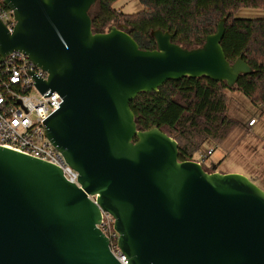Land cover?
<instances>
[{"label":"water","instance_id":"1","mask_svg":"<svg viewBox=\"0 0 264 264\" xmlns=\"http://www.w3.org/2000/svg\"><path fill=\"white\" fill-rule=\"evenodd\" d=\"M100 0H1L0 64L23 54L46 75L25 71L59 108L43 135L78 176L0 147V264H120L100 231L110 215L127 264H264V191L239 174L179 161L176 141L140 130L130 102L169 81L206 78L233 90L252 74L221 48L226 18L201 46L154 30L140 50L123 24L93 33ZM93 198L94 200L90 199Z\"/></svg>","mask_w":264,"mask_h":264},{"label":"trees","instance_id":"2","mask_svg":"<svg viewBox=\"0 0 264 264\" xmlns=\"http://www.w3.org/2000/svg\"><path fill=\"white\" fill-rule=\"evenodd\" d=\"M117 1L100 0L90 9L93 33L123 24L143 51L155 50L150 37L154 30L174 33L173 42L182 48L199 47L226 18L220 44L226 60L233 63L240 57L252 69L238 78L232 91L264 112V18H236L241 9H264V0H137L141 10L133 14L115 9ZM227 90L222 82L183 78L167 82L158 92L138 95L130 109L140 130L157 127L176 141L179 161H188L207 139L222 142L236 126L227 115Z\"/></svg>","mask_w":264,"mask_h":264},{"label":"built area","instance_id":"3","mask_svg":"<svg viewBox=\"0 0 264 264\" xmlns=\"http://www.w3.org/2000/svg\"><path fill=\"white\" fill-rule=\"evenodd\" d=\"M0 21L9 32L12 31L15 25L12 12L1 0ZM25 71L46 80L47 75L21 53L7 55L0 64V147L50 163L62 171L68 182L77 185L78 174L65 164L60 153L43 135L42 121L59 108L61 99L56 93L43 97ZM254 123L255 120H251L248 125L253 126ZM113 223L110 215L101 212L98 228L109 241L110 251L119 263L127 264L117 248L118 235Z\"/></svg>","mask_w":264,"mask_h":264},{"label":"rangeland","instance_id":"4","mask_svg":"<svg viewBox=\"0 0 264 264\" xmlns=\"http://www.w3.org/2000/svg\"><path fill=\"white\" fill-rule=\"evenodd\" d=\"M115 6L130 14L141 9L137 0H118ZM236 18L263 19L264 9H241ZM224 95L227 115L236 126L222 142L207 139L192 160L221 174L243 175L264 191V112L239 92L228 89ZM252 119L255 124L249 126Z\"/></svg>","mask_w":264,"mask_h":264},{"label":"crops","instance_id":"5","mask_svg":"<svg viewBox=\"0 0 264 264\" xmlns=\"http://www.w3.org/2000/svg\"><path fill=\"white\" fill-rule=\"evenodd\" d=\"M114 7H115V9H119L122 13H124V14H130V13H127V12H124V9H122V8H120V7H116L115 5H114ZM141 10V9H140ZM131 14H133V13H131ZM252 120H254V119H252ZM251 121V120H250ZM249 121V122H250ZM255 124V123H254ZM254 126V125H253ZM222 173H224V172H222Z\"/></svg>","mask_w":264,"mask_h":264},{"label":"flooded vegetation","instance_id":"6","mask_svg":"<svg viewBox=\"0 0 264 264\" xmlns=\"http://www.w3.org/2000/svg\"><path fill=\"white\" fill-rule=\"evenodd\" d=\"M205 170H206L207 172H212V170H208V169H206V168H205Z\"/></svg>","mask_w":264,"mask_h":264}]
</instances>
